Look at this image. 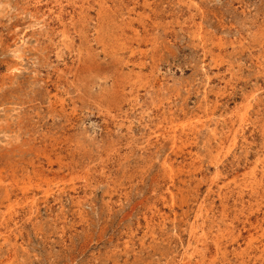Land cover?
Instances as JSON below:
<instances>
[{
	"label": "rangeland",
	"instance_id": "1",
	"mask_svg": "<svg viewBox=\"0 0 264 264\" xmlns=\"http://www.w3.org/2000/svg\"><path fill=\"white\" fill-rule=\"evenodd\" d=\"M263 180L264 0H0V264H264Z\"/></svg>",
	"mask_w": 264,
	"mask_h": 264
},
{
	"label": "bare ground",
	"instance_id": "2",
	"mask_svg": "<svg viewBox=\"0 0 264 264\" xmlns=\"http://www.w3.org/2000/svg\"><path fill=\"white\" fill-rule=\"evenodd\" d=\"M104 1V0H103ZM144 1H146V0H144ZM101 4V3H100ZM107 5V4H106ZM115 6V5H114ZM119 6V5H118ZM146 6V5H145ZM113 8V7H112ZM102 9V8H101ZM123 10V9H122ZM98 11H99V9H98ZM108 11V10H107ZM111 11V10H110ZM115 15V14H114ZM125 16V15H124ZM132 16V15H131ZM100 17H102V16H100ZM109 17V16H108ZM114 17V16H113ZM132 18V17H131ZM102 19H103V17H102ZM99 20V19H98ZM151 20V19H150ZM114 21V20H113ZM112 21V22H113ZM127 21V20H126ZM155 21V20H154ZM100 22H101V20H100ZM105 22V21H104ZM119 22V21H118ZM124 22V21H123ZM116 23V22H115ZM117 24V23H116ZM104 25V24H103ZM98 26V25H97ZM101 28V27H100ZM108 28V27H107ZM132 29H133V27H132ZM136 30V29H135ZM104 32V31H103ZM124 34H126V33H124ZM138 34V33H137ZM85 36V35H84ZM114 36V35H113ZM117 36V35H116ZM138 36V35H137ZM118 37V36H117ZM136 37V36H135ZM121 38V37H120ZM130 40V39H129ZM145 41V40H144ZM129 44V43H128ZM125 45V44H124ZM104 46V45H103ZM131 48V47H130ZM16 52V51H15ZM14 54V53H13ZM19 54V53H18ZM16 58H17V56H16ZM138 74V73H137ZM138 79V78H137ZM134 80V79H133ZM136 80V79H135ZM142 81V80H141ZM140 84V83H139ZM246 105V104H245ZM247 106V105H246ZM248 106H249V102H248ZM250 107V106H249ZM245 111V110H244ZM246 114V113H245ZM244 115V114H243ZM259 160V159H258ZM11 167V166H10ZM16 167H18V166H16ZM20 167V166H19ZM22 167V166H21ZM13 169V168H12ZM17 168H15L14 170H16ZM21 169V168H20ZM24 168H22V170H23ZM11 171V170H10ZM21 171V170H20ZM23 172V171H22ZM11 173V172H10ZM86 173V172H85ZM12 174H13V171H12ZM2 180V179H1ZM264 181V180H263ZM2 182V181H1ZM3 183V182H2ZM5 184V183H4ZM6 185V184H5ZM4 185V186H5ZM1 188H3V186L1 187ZM263 188V187H262ZM3 190V189H2ZM259 190V189H258ZM260 193V192H259ZM31 212H32V210H31ZM261 220V219H260ZM248 257V256H247ZM253 262V261H252ZM243 263V262H242Z\"/></svg>",
	"mask_w": 264,
	"mask_h": 264
}]
</instances>
